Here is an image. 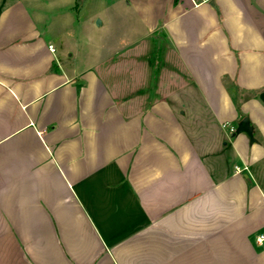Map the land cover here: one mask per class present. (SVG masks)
Masks as SVG:
<instances>
[{
    "label": "crops",
    "instance_id": "0c3cea01",
    "mask_svg": "<svg viewBox=\"0 0 264 264\" xmlns=\"http://www.w3.org/2000/svg\"><path fill=\"white\" fill-rule=\"evenodd\" d=\"M65 1L0 0V264H264V0H102L122 97L67 50Z\"/></svg>",
    "mask_w": 264,
    "mask_h": 264
},
{
    "label": "rangeland",
    "instance_id": "374dc122",
    "mask_svg": "<svg viewBox=\"0 0 264 264\" xmlns=\"http://www.w3.org/2000/svg\"><path fill=\"white\" fill-rule=\"evenodd\" d=\"M46 2V1H45ZM109 3V1H102V0H66L65 1V8L66 9L64 14V19H66V26L67 31L64 32L66 36V41L68 44L67 50H70L72 53H79L82 56L85 57H91V58H103V62L98 65V71L99 73L105 78L110 79L112 82H115V85L120 86L119 95L122 97L126 94V91H122L123 88L121 86L126 81V79L133 73L132 70L128 71V69H123L122 63L124 60L129 62L130 58L128 56L124 57L122 51L119 52L117 55L108 57L106 56V50H98L96 47V42H100L104 40V35L107 34V32H104L106 30V26L110 24L112 26L110 28L111 33L115 32L118 34L121 32L123 34V27H118V24H122L121 20L124 18L123 16H120L119 14L114 15V13H110L109 16H102V20L105 22V25L97 30L90 29L91 25L96 24L95 19L99 18V12L102 10V12L105 10L103 9L105 4ZM119 6H124V4L119 2ZM115 8H121V7H115ZM112 9V7L110 8ZM51 13H52V9ZM63 11L60 13L62 14ZM117 12V10H116ZM118 13V12H117ZM52 17V14L50 15ZM63 18V17H60ZM99 18V19H101ZM62 20V19H61ZM116 22H115V21ZM82 23V26L80 25ZM62 24V23H61ZM116 24V25H114ZM97 25V24H96ZM88 26V27H86ZM117 31V32H116ZM110 33V34H111ZM161 33L158 34L157 38L160 36ZM103 37V38H102ZM166 38L163 34V39ZM154 39V38H153ZM153 40H150V43L148 41L149 49L148 51V57L147 54H144L142 56H134L132 60H135V68H137V65H143L144 68H148L149 72V80H147V83L144 84V89L146 92H150L151 89L159 83L158 79H160V75L157 78V80H154L155 77V68L151 66L152 57H154V48L152 46ZM166 47V46H165ZM157 49V48H156ZM163 51V59L164 61H167V65L164 68H167L166 70L171 71L175 70L177 73H172L174 75L173 80L171 79V72H164L163 73V84L167 85L168 88L171 87H178L179 89L186 87L189 84L188 79L186 76L181 72L180 66H178L174 62V55L170 52ZM152 51V55L149 58V53ZM105 52V53H104ZM145 53V52H144ZM157 52V57H158ZM63 58L68 61L69 57L67 54L63 56ZM178 67V68H177ZM130 73V75H129ZM176 76V77H175ZM155 84V85H154ZM134 95V92L131 93V96ZM264 173V172H263Z\"/></svg>",
    "mask_w": 264,
    "mask_h": 264
},
{
    "label": "water",
    "instance_id": "95a60500",
    "mask_svg": "<svg viewBox=\"0 0 264 264\" xmlns=\"http://www.w3.org/2000/svg\"><path fill=\"white\" fill-rule=\"evenodd\" d=\"M96 24H97V26H100L101 20L97 19ZM236 133L237 134H241V133L246 134L251 139V141H255L254 127L251 125V121H250L249 117H244L240 121L238 128L236 130Z\"/></svg>",
    "mask_w": 264,
    "mask_h": 264
},
{
    "label": "built area",
    "instance_id": "2783aa9c",
    "mask_svg": "<svg viewBox=\"0 0 264 264\" xmlns=\"http://www.w3.org/2000/svg\"><path fill=\"white\" fill-rule=\"evenodd\" d=\"M50 50L52 51V52H55V49H54V47L51 45L50 46ZM231 132L232 133H235L236 132V129L234 128V127H231ZM246 170H247V168H245ZM236 170L238 171V172H240V170L238 169V168H236ZM257 243L258 244H260V245H263L264 244V235H259L258 237H257Z\"/></svg>",
    "mask_w": 264,
    "mask_h": 264
}]
</instances>
